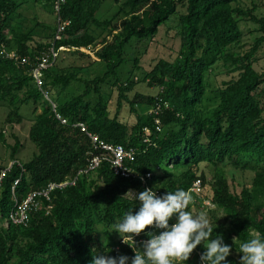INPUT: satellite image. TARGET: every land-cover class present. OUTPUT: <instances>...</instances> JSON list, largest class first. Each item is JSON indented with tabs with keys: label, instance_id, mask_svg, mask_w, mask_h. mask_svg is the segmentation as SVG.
Returning <instances> with one entry per match:
<instances>
[{
	"label": "trees",
	"instance_id": "obj_1",
	"mask_svg": "<svg viewBox=\"0 0 264 264\" xmlns=\"http://www.w3.org/2000/svg\"><path fill=\"white\" fill-rule=\"evenodd\" d=\"M34 1L53 5V0ZM105 1L66 0L61 16L70 23L62 37H56V27L50 40L34 46L30 32L12 26L19 0H0V107L8 110L5 123L13 126L25 122V107H34L29 139L37 148L31 159L22 160L17 155L22 140L12 134L15 143L7 145L1 132L12 152L10 162L0 160V264H90L100 252L134 255L112 230L129 208L138 210V202L124 196L143 191L149 172L161 194L188 193L201 181L202 199L190 192L198 207L188 210L208 214L211 238L222 235L232 246L227 259L240 264L239 245L253 231L264 234V72L255 68L254 58L264 46V15L240 6L241 0H114L118 10L100 19ZM174 15L183 39L177 60H159L142 80L133 75L123 80L127 46L134 39H154ZM239 17L251 19L261 32L244 54L230 49L244 37ZM105 32L103 43L95 46ZM90 46L106 68L94 78L82 76L95 62L82 51ZM54 51L57 60L45 70L41 88L32 72ZM67 52L77 64L63 65ZM222 58L233 76L213 88L208 74ZM135 65L140 67L138 57ZM75 82L83 83L82 93L68 91ZM143 82L157 87V93L136 90ZM104 84L118 89L114 115ZM124 103L136 113L135 123L120 118ZM79 123L101 140L133 150V157H126L119 171L110 160L91 170L92 155L102 150ZM63 182L69 184L48 197L35 196L27 222L14 221L12 214L30 195ZM204 199L216 208L208 209ZM153 230L159 231L149 226L141 234L147 237ZM203 251L205 246L198 245L183 264H200Z\"/></svg>",
	"mask_w": 264,
	"mask_h": 264
},
{
	"label": "rangeland",
	"instance_id": "obj_2",
	"mask_svg": "<svg viewBox=\"0 0 264 264\" xmlns=\"http://www.w3.org/2000/svg\"><path fill=\"white\" fill-rule=\"evenodd\" d=\"M19 2L21 3V7L12 20V26L23 32H30L33 37H35V42H32L34 46L36 45L37 40H43L44 42L50 40L52 38V34L56 31L57 26L56 14L53 7L51 5L38 4L34 0H19ZM239 5L245 9L255 8L259 15H264V0H241ZM118 8L119 6H117L114 0H106L102 8L97 13V17L100 19L107 18L113 15ZM184 9L185 8L181 5L178 8L179 11H184ZM239 20L241 22L244 37L240 44L233 45L230 49L244 54L252 48L256 38L261 35V32L257 29V24L251 19L239 17ZM177 26L178 17L174 15L168 19L165 25L160 27L159 32L154 39H134L126 49V54L128 55L127 62H125V65L121 68L120 74L123 80L129 75L135 76L134 78L139 77V80H142L144 77L143 74L152 70L161 59L176 61L179 57L180 49L183 44L182 35L177 33L180 30ZM107 33L108 32H105L102 36H99L95 46L103 43L102 41ZM99 34H101V30H99ZM67 53V55L64 54L61 58L64 59L63 65L68 66L71 64H77V57L75 58V55L70 52ZM88 54L92 56L95 62L93 65L86 68V71L82 73V76L86 78H94L97 75L103 74L106 69L104 63L95 58V53ZM137 57L139 58V68H136L135 65V59ZM254 58L255 68L259 72H264V46ZM79 63H81V61H79ZM229 64L232 65L231 62ZM208 75L213 88L219 87L222 82L231 79L233 76L229 75V68L225 65L224 58L217 60L213 64V72ZM84 88L83 83L75 82L69 87L68 91L79 94L84 91ZM102 88L107 94V97L111 95L110 109L111 115H114L118 107V89L114 88L112 91V88L106 84H104ZM260 88L264 89V83ZM136 90H139L147 95H154L157 93V87L151 88L147 85V83H144L143 85L140 84L137 86ZM97 97L98 96L96 94H93L90 98L93 101H96ZM23 110H25L23 112L26 115L25 122L20 125L18 124L13 126L5 123V117L8 110L0 107V160L5 163L10 162L9 159L12 152V149L7 145H14L15 143V138L12 134H16L23 142V147L17 153L18 158L22 160H29L33 157L34 152L37 150L36 145L29 139V127L33 118L31 113L34 110V107H25ZM119 115L123 121L130 124L135 123L137 118L136 113L131 110L128 103H124ZM1 132H5L7 145L2 139ZM206 202L208 203V201ZM7 219L8 214L5 215V226H8Z\"/></svg>",
	"mask_w": 264,
	"mask_h": 264
},
{
	"label": "clouds",
	"instance_id": "obj_3",
	"mask_svg": "<svg viewBox=\"0 0 264 264\" xmlns=\"http://www.w3.org/2000/svg\"><path fill=\"white\" fill-rule=\"evenodd\" d=\"M52 7L56 14L58 31L60 20L68 24L70 21L62 19L61 11L57 13L54 4ZM61 48L70 50L66 47ZM93 49V46H90L82 48V51L94 53ZM147 184L151 188H147L143 182V191L137 193L136 190H129L126 193L124 197L138 202V210H134L135 207L129 208L112 230L119 233L123 242L131 246L134 255L111 256L100 252L93 254L90 264H183L201 244L205 246V251L200 255V264H231L227 257L232 252V246L225 243L222 235L211 238L213 228L208 214L202 211L194 215L188 210L190 207L197 208L190 195L191 189L188 193L177 190L161 194L156 186L152 187L154 184L151 178ZM197 193L195 196L200 195L201 200L203 190ZM205 200L213 205V207L205 205L208 209L216 208L210 200L203 201ZM149 226L159 231H147L145 237L141 233ZM252 234L251 238L239 245V252L243 254L240 264H264V234L255 231Z\"/></svg>",
	"mask_w": 264,
	"mask_h": 264
},
{
	"label": "built area",
	"instance_id": "obj_4",
	"mask_svg": "<svg viewBox=\"0 0 264 264\" xmlns=\"http://www.w3.org/2000/svg\"><path fill=\"white\" fill-rule=\"evenodd\" d=\"M65 1L66 0H54L53 4H54V8H55L57 13H60L62 5L64 4ZM67 24H68V22H63L60 20L59 26H58V31H57V36H56L58 39H60L62 37V32L65 30V27ZM57 57H58V52L54 51L53 52V58L45 56L36 65L32 74H33V76L37 82V85L39 87L42 88V86H43V83H44L43 79L45 76L44 75L45 70L48 69L50 66H52L53 62L55 60H57ZM48 93H49L48 91L45 92L47 99H50L48 97L49 96ZM162 102H163L162 99H160L157 103L156 110H155L157 113H159L162 109ZM66 121H67V119L63 118V122H66ZM78 125H80L82 127V129L85 130L92 137L93 143L95 144L96 149L102 150L101 152L94 153L92 155L93 157L91 159V165H90L91 170L95 169L96 167H99L104 160H110L115 165L116 171H119V169L123 166L124 159L126 157H133V153H134L133 150L128 151L122 145L109 144V143L101 140L98 135H93L90 133V131H88V127L85 125V123H79ZM3 175H4V173L2 174V176ZM151 177H152L151 172L147 173L146 176L143 177V182L147 186V188H151V186H149L147 184V181ZM1 179H2V177L0 178V180ZM67 184H69V183L68 182L51 183V184H49L47 189H44V190L39 191L37 193H33L22 204L19 205L18 210L12 214V218L17 223L27 222L29 219V213L28 212L30 209V205L33 202H35V196L36 195H40V196L43 195L45 197H48L50 195V193L55 188L65 187ZM201 190H202L201 181L198 180L194 183L191 191L200 192ZM135 192H137V191H135ZM158 194H159V192H158ZM206 201L207 200L203 201L204 205H207L209 207H213V205L209 201H208V203Z\"/></svg>",
	"mask_w": 264,
	"mask_h": 264
}]
</instances>
